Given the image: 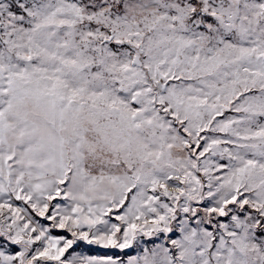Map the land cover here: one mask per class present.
Returning a JSON list of instances; mask_svg holds the SVG:
<instances>
[{
	"label": "snow or ice",
	"instance_id": "1",
	"mask_svg": "<svg viewBox=\"0 0 264 264\" xmlns=\"http://www.w3.org/2000/svg\"><path fill=\"white\" fill-rule=\"evenodd\" d=\"M0 264H264V0H0Z\"/></svg>",
	"mask_w": 264,
	"mask_h": 264
}]
</instances>
